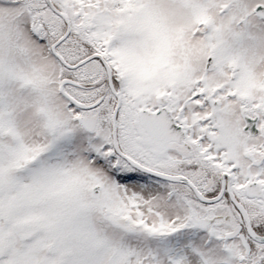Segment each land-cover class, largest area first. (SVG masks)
I'll return each mask as SVG.
<instances>
[{"label": "snow or ice", "instance_id": "1", "mask_svg": "<svg viewBox=\"0 0 264 264\" xmlns=\"http://www.w3.org/2000/svg\"><path fill=\"white\" fill-rule=\"evenodd\" d=\"M0 264H264V0H0Z\"/></svg>", "mask_w": 264, "mask_h": 264}]
</instances>
